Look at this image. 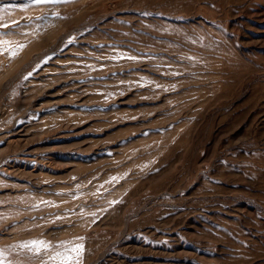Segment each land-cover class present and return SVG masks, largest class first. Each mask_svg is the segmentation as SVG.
<instances>
[{
  "label": "rangeland",
  "instance_id": "1",
  "mask_svg": "<svg viewBox=\"0 0 264 264\" xmlns=\"http://www.w3.org/2000/svg\"><path fill=\"white\" fill-rule=\"evenodd\" d=\"M0 264H264V0H0Z\"/></svg>",
  "mask_w": 264,
  "mask_h": 264
},
{
  "label": "snow or ice",
  "instance_id": "2",
  "mask_svg": "<svg viewBox=\"0 0 264 264\" xmlns=\"http://www.w3.org/2000/svg\"><path fill=\"white\" fill-rule=\"evenodd\" d=\"M36 3H46L50 2V0H35ZM34 244L42 243V242H33ZM26 246V245H25Z\"/></svg>",
  "mask_w": 264,
  "mask_h": 264
}]
</instances>
